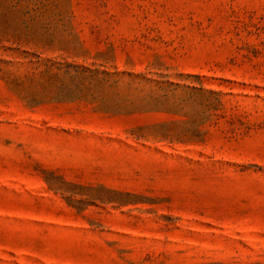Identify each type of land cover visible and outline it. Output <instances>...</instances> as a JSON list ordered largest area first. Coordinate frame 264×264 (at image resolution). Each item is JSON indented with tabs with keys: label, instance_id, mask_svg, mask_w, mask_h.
<instances>
[{
	"label": "rangeland",
	"instance_id": "1",
	"mask_svg": "<svg viewBox=\"0 0 264 264\" xmlns=\"http://www.w3.org/2000/svg\"><path fill=\"white\" fill-rule=\"evenodd\" d=\"M0 264H264V0H0Z\"/></svg>",
	"mask_w": 264,
	"mask_h": 264
}]
</instances>
